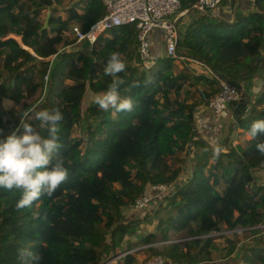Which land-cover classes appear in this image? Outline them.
I'll list each match as a JSON object with an SVG mask.
<instances>
[{
	"label": "trees",
	"instance_id": "1",
	"mask_svg": "<svg viewBox=\"0 0 264 264\" xmlns=\"http://www.w3.org/2000/svg\"><path fill=\"white\" fill-rule=\"evenodd\" d=\"M193 3L179 0L182 12L197 17L178 31L176 57H156L144 70L133 26L109 31L87 51L59 50L73 43L65 40L71 26L85 32L104 16L101 0H0V103L9 100L18 105L40 95L43 84L36 79L47 75L51 57L56 63L51 76L63 65L61 78L70 82L52 95L53 104L36 109L56 107L64 116L58 155L64 159L68 179L52 197L43 196L32 208L17 209L20 192L0 189V264H20L18 253L23 248L39 253L41 264H107L141 245L130 236L142 220L126 216L134 211L135 200L152 195L156 185L170 188L146 209L134 211L154 205L155 215L163 213L156 226L159 236L150 233L143 242L166 243L171 232L185 233L186 239L150 246L152 256L174 264H204L210 249H215L211 234L241 229L257 237L234 256L231 248L221 264L239 259L264 264V228L254 229L264 225V184L250 174V169H264V156L255 148L257 141L247 135L252 122L264 118V77L253 102H247V93L264 71V0H253L247 11L235 7V0L222 3L232 9L230 20L200 15L192 11ZM114 51L126 63V71L119 74L124 80L120 94L134 103L133 111L115 115L100 110L89 97L104 92L111 82L102 66ZM180 58L201 63L208 73L196 77L186 67L176 71L174 63ZM133 81L140 87H131ZM220 83L244 96L233 114L236 129L247 138L244 146H225L220 158L213 159V147L198 136L194 104L180 96L186 84L196 88L201 84L210 99ZM55 87L50 82L48 92ZM20 115L0 112L5 134L19 125ZM85 117L83 141L72 132ZM33 123L47 135L38 121ZM168 159H177L183 168L171 169ZM135 258L129 253L122 264H134Z\"/></svg>",
	"mask_w": 264,
	"mask_h": 264
},
{
	"label": "clouds",
	"instance_id": "2",
	"mask_svg": "<svg viewBox=\"0 0 264 264\" xmlns=\"http://www.w3.org/2000/svg\"><path fill=\"white\" fill-rule=\"evenodd\" d=\"M126 71V63L119 52H112L102 66L105 76L111 77L107 89L94 97L93 103L104 112L113 115L120 112H131L134 109L132 98L122 97L120 87L124 80L120 73ZM131 87H140L139 81H133ZM11 104L10 101L6 102ZM34 113V116H33ZM64 116L59 108L36 110L30 106L20 115V123L5 134L0 128V189L17 190L21 196L15 207L32 208L43 196L52 197L56 190L68 179V169L64 166L63 157L58 155L61 122ZM33 121H38L47 135H42ZM18 133H20L18 135ZM250 140L257 141L255 148L264 156V118L252 122L247 131ZM226 149L220 144L212 148V158L219 159ZM250 174L259 176L258 169H250ZM264 184V178H260ZM20 264H41L42 256L23 248L18 253Z\"/></svg>",
	"mask_w": 264,
	"mask_h": 264
},
{
	"label": "rangeland",
	"instance_id": "3",
	"mask_svg": "<svg viewBox=\"0 0 264 264\" xmlns=\"http://www.w3.org/2000/svg\"><path fill=\"white\" fill-rule=\"evenodd\" d=\"M252 1L253 0H247V2H252ZM235 2H236V0H235ZM63 4H67V2H63ZM234 6H235V4H234ZM231 10L232 9H230V11ZM45 14L48 15V11ZM59 15H61L63 18L65 17L63 12H61V11L59 12ZM212 15L216 17L218 14L215 11ZM182 17L178 18V20H177V30L178 31L180 30L183 32L186 25L189 24L192 20L189 21V19L186 18L183 21V20H181ZM221 19H223V17ZM224 20H226V19H224ZM71 27H70V30H71ZM149 39L152 41L150 36H149ZM16 40L19 41V38H16ZM65 40L73 42V43H71L70 45H67V46L66 45L60 46L59 47L60 51L71 52L74 50H83V51L88 50V47L86 46V44H75V42L73 40V36L71 34V31H67L65 33ZM158 48L160 49L158 53H161V56H162L164 54V51L162 50L164 48V33L163 32L160 33V35L157 34L155 36V40L153 41V43L151 45L152 54H155V50H157ZM53 58L54 57L50 58L51 63H50V66H49V69L47 72V80H44V77L42 78V80L36 79V82H41V84H43L41 94L32 96L29 99L22 101V103H20L18 105L13 104L12 101H10L11 104H7L6 102H8L9 100H2L0 103V112L1 113L7 114V115H20L23 111H25V109L23 107L24 105H28V108L30 106H36V109H37L43 103H46L48 105L53 104L52 95L56 91H58L59 88L63 84L70 83L69 81L64 82L61 78V73L64 70L63 65L58 67L55 70L53 77L51 76V72L56 66V63L53 61ZM77 65L79 66L80 64L77 63ZM185 67L188 69V71L191 73V75H194L196 77H198L200 74H207L208 73L207 69L203 68L201 63H198V62H194V61H190V60L183 62L182 58H180L178 61H176L174 63V68L176 71H179ZM257 76L258 77L254 81L255 85H254L253 89L247 93V102H248V100L253 102L257 92H259V89L261 88V84H262V82L260 81V78L264 77V71L259 72ZM9 78L12 79L13 75L10 74ZM52 81L57 84V87L53 88L52 90H50L48 92L49 83ZM198 87L201 88L203 91L205 90L204 86L201 84H199ZM196 89H197L196 87H190V86H188V84H186L184 86L183 91H182L181 96H180V100H185L187 102V104H189V105L194 104L193 105L194 118H195L198 107L200 109L201 108L204 109V107H207L199 99V96L197 94ZM90 96H91V99L94 98L93 95L90 94L89 97ZM89 99H88V101H89ZM243 100H244V96H241L240 101L238 103L230 105L229 108L226 110V113L222 114L220 117L219 116H211L209 114L208 115L209 120H207L208 122H206L204 124L199 125L197 123V119H195V126H196V130L198 132V136H200L206 142H208L211 145V147H214L216 144H220L223 147L226 146L227 148L229 146L234 147L238 144L241 146H244L245 141H246L245 140L246 135L240 133V129H238V130L236 129L237 128V124H236L237 122L235 120V115L233 114L234 110L236 109L238 104H241L243 102ZM85 104H87V102H85ZM248 109H249V107H248ZM86 121H87V117H85V119L83 121H81L79 123V125L74 127L73 132H72L73 137L81 138L83 141H85V139H86L85 122ZM221 124H223L224 126L221 127ZM212 125L219 126V128H217V130H216L212 127ZM232 127H234V130L235 129L237 130L235 132L237 134L239 133L238 136L236 135V133L234 131L232 133H230ZM226 139L227 140L230 139L227 144L225 142ZM191 152L194 153V150H192ZM166 163H167V165L170 166L171 169H175L178 167L183 168L181 163L179 161H177V159H168L166 161ZM263 173L264 172L260 171L259 176H257V179L259 182H260V178H263ZM181 177H182V174H180L178 176V179ZM153 204H155V203H153ZM153 208H154V205L149 207L144 212L136 213V212L131 210L129 212V214H127V216H126L127 220H129L130 218H132L134 220H142V222H139L138 224L135 225L134 230L130 236V241H132V242L139 241L141 245L138 246L137 248L131 250V251L121 252L118 256H116V257H120V261L116 262V263H110V264H122V258L129 253H135L136 254L134 264H143V262L145 260L152 257L151 252L149 250H147L148 247L152 246L154 248H160V247L165 246V245L170 244V243L182 242L186 239L185 233H173V232H171L170 233V240L167 241L166 243L155 242V243L150 244V245L145 244V242H143V238L145 236H147L148 234L154 233V234H156V236H159L158 232L156 231V226H157L158 218L163 213L161 212V214L155 215L153 213ZM147 215L149 216V218L144 219V217ZM263 228H264V225H260V226L255 227L254 229L262 231ZM210 237L212 238V242H213L215 249L214 250L210 249L211 253L209 255V260L204 262V264H221L223 261L228 259L227 254L231 248H234V252L231 256H234V254L236 252H239V251L243 252L244 251V249H242L243 246H248L253 241V238L254 237L256 238L257 236H253L249 232H243V230L237 229V230H222L221 232L211 234ZM125 243L126 242L122 243L121 248H124ZM232 264H245V263L239 259L238 261H236Z\"/></svg>",
	"mask_w": 264,
	"mask_h": 264
},
{
	"label": "built area",
	"instance_id": "4",
	"mask_svg": "<svg viewBox=\"0 0 264 264\" xmlns=\"http://www.w3.org/2000/svg\"><path fill=\"white\" fill-rule=\"evenodd\" d=\"M229 0H194L192 11L200 15H210L218 10L222 3ZM105 9L104 16L94 22L82 32L77 26L71 27V34L75 44H86L92 47L97 40L113 29L122 26H133L137 32L138 56L144 70H148L156 57L151 52L150 34L154 30L164 33V56L176 57V44L178 40L177 20L187 15V11L180 10L179 0H101ZM47 80V75L44 77ZM199 99L216 116L223 114L230 105L238 103L241 92L226 83H220L219 91L207 99L201 88L196 89ZM264 172V169L261 170ZM264 178V173H263ZM169 185H156L151 187L152 195L139 196L134 204V211L146 209L150 203L163 197L169 190ZM120 261L115 257L110 263ZM108 264V263H107ZM143 264H174L161 256H152Z\"/></svg>",
	"mask_w": 264,
	"mask_h": 264
},
{
	"label": "crops",
	"instance_id": "5",
	"mask_svg": "<svg viewBox=\"0 0 264 264\" xmlns=\"http://www.w3.org/2000/svg\"><path fill=\"white\" fill-rule=\"evenodd\" d=\"M250 6H251V2H247V0H236V2H235V7H237V8H239L240 10H244V11H247V10H250ZM231 11H229L228 10V6L227 5H225V6H221V7H219V9L216 11V13L218 14L216 17H219V18H222L223 17V19H226V20H230V18H231V13H230ZM197 17V15L195 16V15H193V14H187V15H185V16H183L182 18H181V20H183L184 21V19H189V21L190 20H194L195 18ZM215 17V16H214ZM163 31H161V30H154L151 34H150V38L152 39V41H151V45H152V43H153V41L155 40V36L157 35V34H159L160 35V33H162ZM159 48L157 49V50H155V54H153L155 57H159V56H161V53H158L159 52ZM163 51H164V48L162 49ZM164 55V54H163ZM229 108V107H228ZM224 113H226V111L224 112ZM223 113V114H224ZM211 115V116H216V115H214L207 107H204V109H200L199 107L197 108V112H196V115H195V119H197V123L200 125V124H204V123H206V122H208L207 120H209L208 119V115ZM222 114H220V115H218L219 117L221 116ZM208 125V124H207ZM224 125L223 124H221V127H223ZM212 127L214 128V129H216L217 130V128H219V126H216V125H212ZM246 138H247V136H246ZM260 171L261 170H259V173H260ZM108 264H110V262L108 263Z\"/></svg>",
	"mask_w": 264,
	"mask_h": 264
},
{
	"label": "water",
	"instance_id": "6",
	"mask_svg": "<svg viewBox=\"0 0 264 264\" xmlns=\"http://www.w3.org/2000/svg\"><path fill=\"white\" fill-rule=\"evenodd\" d=\"M48 16V15H47ZM47 19V18H46ZM46 24H47V20H45V23H44V26L43 27H46Z\"/></svg>",
	"mask_w": 264,
	"mask_h": 264
}]
</instances>
